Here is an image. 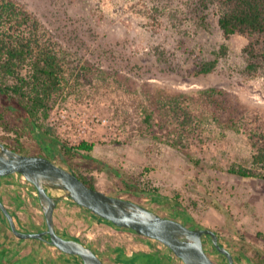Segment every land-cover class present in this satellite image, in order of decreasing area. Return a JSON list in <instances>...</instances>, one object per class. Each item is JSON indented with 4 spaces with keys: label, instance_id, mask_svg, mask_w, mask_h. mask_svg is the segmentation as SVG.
Returning a JSON list of instances; mask_svg holds the SVG:
<instances>
[{
    "label": "rangeland",
    "instance_id": "1",
    "mask_svg": "<svg viewBox=\"0 0 264 264\" xmlns=\"http://www.w3.org/2000/svg\"><path fill=\"white\" fill-rule=\"evenodd\" d=\"M18 1L67 49L71 67H85L89 73L48 117L32 123L35 131L8 114L4 120L12 129L0 124V142L24 146L32 155H50L75 173L93 177L109 195L135 201L190 228L212 229L235 264H258L255 254L264 251V179L227 172L232 165L252 166L255 150L248 134L227 131L222 136L214 124L207 125L188 147L201 160L197 167L183 151L152 140L141 113L146 84L153 90L190 94L219 87L250 108L249 127L254 124L264 130V71L247 69L244 48L249 38L225 37L217 8L198 11L197 0ZM200 17H205L209 29L199 27ZM222 45L229 51L217 70L194 76L196 65L214 60ZM83 141L95 145L91 156L97 163L83 153L65 155L62 144L74 147ZM12 176L17 175L2 177ZM123 179L136 181L144 191L123 192ZM57 224L59 231L100 254L124 249L147 256L138 264H184L160 242L101 222L78 208L60 211ZM204 240L215 262L229 264L210 237Z\"/></svg>",
    "mask_w": 264,
    "mask_h": 264
},
{
    "label": "trees",
    "instance_id": "2",
    "mask_svg": "<svg viewBox=\"0 0 264 264\" xmlns=\"http://www.w3.org/2000/svg\"><path fill=\"white\" fill-rule=\"evenodd\" d=\"M197 2L198 11L203 12L213 6L217 8L219 27L225 37L240 34L249 38V43L244 48L247 69L250 73L264 71V0ZM200 21L199 27L209 29L205 17H200ZM228 51V46L222 45L215 53L214 60L196 65L194 76L214 73ZM70 63L67 49L47 33L41 21L22 3L18 0H0V124L5 125L7 130L12 129L4 120L8 114H12L21 119L25 129L35 131L32 123L40 116L48 117L56 103L65 95L73 94L81 85V80L88 75L87 68L71 67ZM145 86L146 101L142 104L141 113L145 129L152 140L183 151L192 163L200 167L201 160L194 157L188 147L191 140L203 132L207 125L214 124L222 136L227 131L246 132L255 150L252 166L232 165L227 172L243 178L264 179V130L254 124L249 127L251 110L237 96L219 87H209L190 94L161 88L153 90L150 84ZM17 135L22 137L20 132ZM17 143L20 144V140ZM7 147L21 154L32 155L25 151L24 146L21 149ZM62 148L67 156L83 153L87 160L97 163L91 156L94 144L83 141L74 147L62 144ZM34 155L45 157L56 165L71 170L57 163L50 155ZM95 167L98 168L97 165ZM77 175L87 186L99 189L93 177ZM123 185V192L138 194L144 191L136 181L123 179ZM86 210L99 221L115 226ZM0 213L5 217L1 210ZM227 217L233 225L230 212ZM5 220L9 225L6 217ZM234 231L240 234L235 228ZM125 254L119 255L125 264H138L146 256L135 252ZM255 262L264 264V251L257 250Z\"/></svg>",
    "mask_w": 264,
    "mask_h": 264
},
{
    "label": "water",
    "instance_id": "3",
    "mask_svg": "<svg viewBox=\"0 0 264 264\" xmlns=\"http://www.w3.org/2000/svg\"><path fill=\"white\" fill-rule=\"evenodd\" d=\"M9 173L20 174L34 185L47 224V229L41 232L19 230L13 215L0 199V210L12 232L21 239L48 242L65 254L78 256L83 264L105 263L87 244L65 238L56 231L54 213L61 198H70L115 226L131 229L138 235L160 242L184 264H218L205 250L203 239L206 236L210 237L217 252L224 255L229 264H235L231 251L219 242L214 230L190 228L179 220L164 217L135 201L91 188L74 171L62 168L42 156L21 154L0 142V176ZM57 190L63 191L62 194L56 195Z\"/></svg>",
    "mask_w": 264,
    "mask_h": 264
},
{
    "label": "crops",
    "instance_id": "4",
    "mask_svg": "<svg viewBox=\"0 0 264 264\" xmlns=\"http://www.w3.org/2000/svg\"><path fill=\"white\" fill-rule=\"evenodd\" d=\"M0 199L13 215L19 230L23 232H41L47 229L45 215L38 196H35L32 193V188L28 184L23 183L21 179L19 180L17 176L15 178L13 176L12 178H0ZM28 205L32 208L30 209ZM77 208L87 212L84 207L77 205L70 198H61L55 210L54 219L56 231L61 236L80 241L75 236H68L59 231L57 224L58 213L60 211H71ZM89 215L94 217L90 213ZM6 223L5 217L0 213V264H83L78 256L65 254L48 242L17 237L12 232L10 225ZM42 224H45L46 229H42L44 228ZM147 245L151 244H146L145 246ZM91 248L101 257L105 264H107L106 260L111 264L113 262L125 264L123 262L124 259L119 257V255H124V253L127 255V250H113V248H110L109 252L100 254L95 248ZM140 250L147 252L148 248L141 247ZM129 251L132 252L131 250Z\"/></svg>",
    "mask_w": 264,
    "mask_h": 264
},
{
    "label": "built area",
    "instance_id": "5",
    "mask_svg": "<svg viewBox=\"0 0 264 264\" xmlns=\"http://www.w3.org/2000/svg\"><path fill=\"white\" fill-rule=\"evenodd\" d=\"M69 128H70V127H69ZM15 174L17 175V177H18V176L20 177V179L23 181V183L28 184V185L32 188V193H33L35 196H38V192H37V190H36V188L34 187L33 184H31L30 182H28V181L25 179V177H23L22 175L17 174V173H15Z\"/></svg>",
    "mask_w": 264,
    "mask_h": 264
},
{
    "label": "bare ground",
    "instance_id": "6",
    "mask_svg": "<svg viewBox=\"0 0 264 264\" xmlns=\"http://www.w3.org/2000/svg\"><path fill=\"white\" fill-rule=\"evenodd\" d=\"M62 192H63V191H61V190H57V191H55V194H56V195H60V194H62Z\"/></svg>",
    "mask_w": 264,
    "mask_h": 264
}]
</instances>
